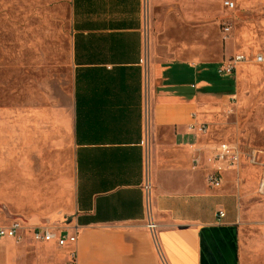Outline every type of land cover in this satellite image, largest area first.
<instances>
[{
  "label": "crops",
  "instance_id": "crops-1",
  "mask_svg": "<svg viewBox=\"0 0 264 264\" xmlns=\"http://www.w3.org/2000/svg\"><path fill=\"white\" fill-rule=\"evenodd\" d=\"M207 1L72 0V203L58 230L77 232L78 241L3 239L0 264H264V213L244 209L259 183L240 185L241 177L255 179L242 171L247 165L261 171L264 190V151L243 148L240 111V73L264 61L217 74L228 59L252 52L240 51L233 31L224 39V27L210 50ZM214 106L220 125L228 124L225 108L236 107L233 140L209 138L204 112ZM251 127L263 135L264 126ZM220 142L258 151L262 165L244 159L214 190L207 158ZM219 198L234 200L232 214L214 206Z\"/></svg>",
  "mask_w": 264,
  "mask_h": 264
},
{
  "label": "rangeland",
  "instance_id": "rangeland-1",
  "mask_svg": "<svg viewBox=\"0 0 264 264\" xmlns=\"http://www.w3.org/2000/svg\"><path fill=\"white\" fill-rule=\"evenodd\" d=\"M226 1L234 8L226 9ZM207 11L211 51L221 27L230 26L240 51L252 52L249 60L264 54V0H208ZM72 14V0H0V227L21 220L27 240L33 227L65 229L71 214ZM240 74L243 148L264 151V133L257 136L251 127L264 126V65ZM226 108L227 125H220L219 107L204 112L212 123L210 139L222 133L233 140L236 107L232 113ZM242 171L255 179L241 177V186L254 190L252 183H259L244 209L262 214L261 171L247 165ZM233 201L219 198L214 206L232 214Z\"/></svg>",
  "mask_w": 264,
  "mask_h": 264
},
{
  "label": "built area",
  "instance_id": "built-area-1",
  "mask_svg": "<svg viewBox=\"0 0 264 264\" xmlns=\"http://www.w3.org/2000/svg\"><path fill=\"white\" fill-rule=\"evenodd\" d=\"M225 7L233 9L235 4L230 1L225 2ZM225 37L227 38L231 33V27L226 26L223 28ZM257 63L261 64L264 61L263 56L257 55L254 59ZM248 56L244 54H237L232 58L225 61L217 68V74L219 76H232L234 75L238 68L248 62ZM232 104H235L233 99ZM230 110L229 113H232ZM199 132L206 133L207 126L201 124L199 127ZM244 159L250 161L252 165H262L258 161V151L252 150L251 152H245L237 145L229 142L217 143L213 148V154L207 158L208 163L211 168L207 171V184L210 188L218 190L223 186L224 173L227 170L235 169L237 170L242 165ZM198 161H195V166ZM147 193L151 191L150 184L145 187ZM225 213L221 211L219 213V218H223ZM150 230H154L156 225L150 223L148 224ZM25 230V226L20 220L12 222L9 227H0V241L3 239H13L20 242L22 237L19 232ZM32 240L36 243H51L56 242L60 247L75 246L78 241L77 232L69 233L68 231H60L58 229H52L49 227H33L31 230ZM262 239L264 242V225L262 226ZM72 260H75V254H72Z\"/></svg>",
  "mask_w": 264,
  "mask_h": 264
},
{
  "label": "water",
  "instance_id": "water-1",
  "mask_svg": "<svg viewBox=\"0 0 264 264\" xmlns=\"http://www.w3.org/2000/svg\"><path fill=\"white\" fill-rule=\"evenodd\" d=\"M21 221V220H20ZM23 223V222H22ZM24 224V223H23Z\"/></svg>",
  "mask_w": 264,
  "mask_h": 264
}]
</instances>
